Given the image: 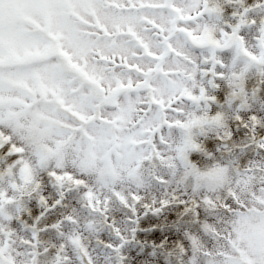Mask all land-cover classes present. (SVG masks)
Segmentation results:
<instances>
[{"label":"snow or ice","instance_id":"obj_1","mask_svg":"<svg viewBox=\"0 0 264 264\" xmlns=\"http://www.w3.org/2000/svg\"><path fill=\"white\" fill-rule=\"evenodd\" d=\"M238 2L235 21L226 23L221 0H0V145L20 156L25 155V140L35 145L43 138L57 148L70 146L80 157L71 163L45 160L40 151L33 160L61 186L86 189L84 207L92 213L88 229L102 217L124 241L109 216L111 203L130 206L142 197L122 192L118 185L90 184L85 157L98 153L114 164L164 161L174 150L171 130L188 127L183 106L215 99L197 84L201 75L211 73L209 83L216 87L215 78L225 79L229 68L231 82H242L253 67L264 73V22L243 0ZM225 50L234 53L231 64L221 55ZM242 57L247 61L243 68ZM186 147L199 145L189 141ZM259 148L264 149V141ZM21 163L0 173L5 181H17L0 193V212L17 202L10 198L13 193L24 195L15 175ZM233 175L239 184L235 191H226L222 201L204 197V203L221 209L225 218L239 216L237 227L249 246L238 247L234 241L231 251L220 255L224 264H264V225L252 224L253 214L264 209V181L256 183L264 165L256 163ZM252 185L241 204L240 189ZM65 222L81 223L76 215L66 216L61 224ZM216 225L206 224L205 230L223 238ZM18 238L0 225V264H16L25 249L32 264H40L49 253L36 233ZM66 240L58 247V264H71L67 249L76 241L73 235ZM109 247L118 250L122 245ZM80 252L83 264H96L82 236Z\"/></svg>","mask_w":264,"mask_h":264},{"label":"rangeland","instance_id":"obj_2","mask_svg":"<svg viewBox=\"0 0 264 264\" xmlns=\"http://www.w3.org/2000/svg\"><path fill=\"white\" fill-rule=\"evenodd\" d=\"M221 2L225 22H234V13L241 10L240 3L238 0L231 4L224 0ZM243 6L248 7L254 17L264 19L261 0H243ZM248 31L254 38V30L249 28ZM194 54L202 56L205 53L203 50H195ZM221 55L227 64H231L234 55L231 50H225ZM213 79L211 73L201 75L197 84L206 87L215 99L200 103L188 102L183 106L184 111L207 112L210 117L227 113L229 119L225 125L214 130L207 127L193 129V139L199 147L189 149L187 162H182L178 168L165 167L158 177L149 176L147 181L141 177L119 186L123 192L137 193L142 197L141 201L130 206L119 200L111 203L109 215L112 210H119L112 214L117 222L115 226L119 228L123 224L128 228L126 240H115L112 230L107 227L104 231L102 217H96L100 220L99 226L91 230L87 228L92 213L84 207L86 189L83 186L64 187L63 192L70 193L63 195L68 194L69 198L66 196L62 201L64 203L53 207L59 184L56 180L46 178L49 172L43 169L39 174V189L19 197L17 202L0 212V225L25 239H30L36 233L41 246L49 249V253L42 257L41 264H49V261L58 264L59 244L79 230L88 234V248L96 264H193V260L196 264H211L193 244L192 237L200 235L214 240L205 230V225L221 224L226 218L221 209L207 206L203 195L193 190L192 178L185 174V169L195 166L203 170L214 163H220L229 166L232 171H243L264 161V149L259 148V143L264 141V73L253 67L245 74L242 82L215 78L216 87L209 83ZM253 117L261 122L256 123ZM182 135L180 129L171 130L173 138ZM20 158V154L15 153L12 147L5 150V146L0 145V173L15 168ZM159 178H164L165 182L162 183ZM89 183L96 184L97 181L89 176ZM41 197H44L48 211L43 208L46 204H42ZM70 210L76 213L79 211V225L67 222L61 224L70 215ZM57 224H60V228L54 227ZM120 234L124 236L123 231ZM109 245L123 247L117 250ZM67 254L71 256L72 264H83L81 252L74 246L67 249Z\"/></svg>","mask_w":264,"mask_h":264},{"label":"clouds","instance_id":"obj_3","mask_svg":"<svg viewBox=\"0 0 264 264\" xmlns=\"http://www.w3.org/2000/svg\"><path fill=\"white\" fill-rule=\"evenodd\" d=\"M264 22V19H260ZM242 64L243 68L247 61L243 57ZM225 79H231V69L225 71ZM209 96H211L208 93ZM229 116L227 113H218L215 116L210 117L207 112L196 113L190 112L185 117V123L188 125L182 130L183 135L178 138H173L174 150L169 152L166 160L156 161L145 158L144 160L133 162L132 160H125L119 164H114L111 161H105L98 153H93L90 156L85 157V162L87 164L89 175L94 177L97 183H107L109 185L122 186L129 181H135L141 177L147 181L149 176L158 177L163 173L164 168L175 169L180 166L182 162H187V152L189 148L186 147L187 142L197 144L193 139L192 130L196 128L207 127L209 130H214L216 127L223 126L226 124ZM23 148L25 155L21 156L20 168L15 173L18 178V187L23 191L24 195H30L35 192L37 187H40L39 174L40 169L37 167L39 161L34 162V153L40 151L45 160H50L55 162L57 159L61 161L67 160L71 163L74 159H79L78 155H75L71 150L70 146H62L57 148L55 145L50 144L47 139H40L35 145L25 140L23 143ZM264 165V161L261 162ZM185 174L192 178L193 190L197 191L198 194H202L203 197H208L209 199L214 196L217 201H222L226 191H235L239 187L238 182L234 183V175L232 169L227 165H222L220 163H214L207 167L206 169H198L195 166H191L185 169ZM264 181V175H261L256 181L259 184ZM9 183H17L16 180L11 182L5 181L3 176H0V193L7 191ZM255 185L249 186L246 189L241 188L240 194L242 199L241 204L248 199L246 193L252 192ZM122 188H121V190ZM11 199H18L15 193H13ZM249 212L252 210L249 209ZM258 214H253L252 224L259 228L264 225V209H258ZM78 215L77 213H73ZM247 214V213H245ZM239 216H232L226 218L224 223L217 224L219 236L223 238H214V240H208L200 235H194L192 237V242L196 245L201 253L207 258L208 261L214 262V264H224L225 257L221 256V252L231 251L232 244L235 241L236 246L248 248L249 241L246 236H242L237 227ZM95 225L100 223L99 218H95ZM93 229V228H92ZM91 230V229H89ZM124 232L125 240L127 239L128 228L126 225L121 224L119 227V232ZM226 234V235H225ZM75 237L74 247L81 251V236L82 244L88 246L89 237L86 233H73L71 234ZM18 239L24 240V237H19ZM68 241L65 240L64 243ZM264 246V245H262ZM16 251V249H13ZM27 249L19 253L20 259L17 260L16 264H32L26 255ZM41 264V262H40ZM49 264H55V261H49ZM72 264V262H71Z\"/></svg>","mask_w":264,"mask_h":264}]
</instances>
